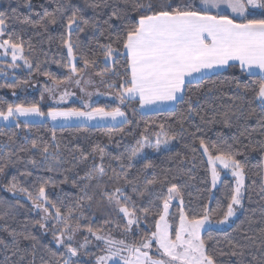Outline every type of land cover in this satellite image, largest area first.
<instances>
[{
  "label": "trees",
  "instance_id": "1",
  "mask_svg": "<svg viewBox=\"0 0 264 264\" xmlns=\"http://www.w3.org/2000/svg\"><path fill=\"white\" fill-rule=\"evenodd\" d=\"M27 2H30L31 8L25 6L26 0H0V11L8 15L3 39L8 38L10 34L13 41L23 43V55L32 64L31 74H37L52 82L43 74L48 72L53 79L65 80L69 69L61 65L68 64L69 61L67 49L63 46L61 37L69 38L66 20L67 16L71 14V10L60 16L56 25H49L47 31L40 27H34L33 24L40 20L45 10L54 12L58 4L67 3V0H27ZM71 2L81 8L84 17L90 20L97 18L102 22L107 20L113 11L118 13L120 18L113 17L111 19V28L108 25H102L105 29L104 35H100L99 31L86 29L82 33L73 31L70 37L78 45L75 49L77 68L83 69L84 67L80 57L96 60L95 66L91 67L93 72L96 74L107 68L109 71L104 76L108 78V85H116V87H108V89L114 93L118 92V85L121 83L126 67L123 49L121 47L119 53L105 62L103 49L100 45L107 44L115 40L117 35L122 34L125 25L139 18L140 13L134 10V5L137 2L146 5L149 0H89L90 3H101V8L95 11L86 7L84 0H71ZM151 2L154 6L159 7L167 3L176 5L183 3L184 0H151ZM103 4L108 6L103 7ZM12 9L17 10L15 16L12 15ZM250 18H264V16L258 14ZM25 19H28L30 23H23ZM113 47L116 45L113 44ZM5 63L8 62L0 60V72L2 64ZM37 64H39V70H37ZM24 76L18 74L13 80L0 77V110H6L9 104L17 103L25 105L38 103L41 111L45 114L51 108L83 110L77 104L44 106L41 102L40 92L32 95L13 96L10 93L16 91L20 78ZM233 77L239 78L241 86L245 84L249 87L253 86L252 80L247 74H241L238 67L227 68L225 71L206 76L204 82L199 86L196 82L192 83L188 95L192 96L193 107L200 115H189L186 103H177L171 110L141 113L137 101L126 100L122 105L99 102L91 106L89 110L94 107H104L110 111L120 107L126 113L127 118L132 121L127 125L54 127L50 122L45 121L41 123L27 122L28 126L25 127V122L19 120H15L10 125H0V157L3 158L0 159V165L7 163L4 172L0 173V216L3 217L0 219V240L9 245L7 252L3 245H0V262L4 260L6 254L12 261L19 260L23 255L24 259L20 264H56L58 261L62 264L63 259L67 258L65 250L55 244L51 231L45 232L35 223L40 219V214L32 208L31 201L27 196L8 192L6 185L13 176H16L22 187L35 193L44 181H50L45 184L48 198L62 209L73 207L77 199L84 195L80 191V187L89 183L81 178L94 164L101 162L98 155L92 154V149L96 146L105 149L103 163L108 176L113 174V169L116 172L122 171L120 163L125 166L132 165L130 169H127L128 180L134 181V184L129 185L123 178L116 184L109 181L108 176H105L102 182L108 186L109 191L114 190V187L117 186L123 187L125 194L131 196L135 201L137 209L144 207L149 209L147 220L143 218L142 212H137L141 219L138 227L133 226L134 235L132 240H129L132 241L131 244L138 243L146 232L154 230V219H158L157 214L162 211L163 197L167 195V188L173 183L179 187L183 203L181 204L180 198L175 199V202L171 201L170 223H178L181 209L189 217L201 216L205 206L213 209L220 206L226 210L235 185L231 177L222 173L220 184L217 188H212L209 163L200 146V139H203L213 154L227 150L228 145L242 151L244 155L237 156V159L244 165L246 173L241 212L230 227L223 230L207 229L202 233L207 251L214 255L217 264H260L261 260H264V248L261 247V240L264 239V236L260 231L264 229V150L260 149V143L264 142V136L253 129H258L257 121L261 116H264V113L257 106L258 102L252 101L251 92L245 93L242 87L240 89L236 87ZM8 85L18 86L9 87ZM197 87H199L198 91ZM185 100H187V95ZM133 109L136 111L133 112ZM252 110H255V114L249 118V113ZM232 111H235L237 115L231 118L230 122L233 126L226 128L222 122V114L224 112L231 114ZM200 116L204 117L203 121ZM214 116L217 121L221 122L207 124L206 121L211 120ZM181 120H183L186 131L180 128L179 121ZM17 122L20 124L19 127H17ZM160 124L164 125L163 130L159 127ZM121 127L124 128L123 132L118 131ZM145 128L148 130L147 133H145ZM53 130L55 139H53ZM158 131L175 136L173 148L149 153L141 158H137L136 155L129 160L133 149L137 147V140H142L141 134L150 135L152 133L155 135ZM242 132L245 135L242 136ZM9 137H12L11 141ZM237 140L241 143H237ZM33 141L41 149L47 145L49 153L59 155L61 163L55 165L54 171L46 170L52 161L46 162L39 149L29 152L20 151L21 148H30ZM213 145H215L214 148ZM245 145L249 147H245ZM9 152L15 153V155H7ZM81 153L88 155V159L82 160ZM117 156L121 158L119 161L114 159ZM18 158L23 162H19ZM30 158L39 162L37 167L27 163ZM145 163H151L153 167L143 169ZM24 172H30L31 175H21ZM65 177H67V182H62ZM153 179L157 183L149 186V191L143 197L132 192L133 186L138 192L144 191L147 182ZM74 181L79 185L78 187L73 186ZM96 182L93 180L90 184L94 186ZM86 191L93 198L98 194V191H95L91 186ZM81 203L84 205V216L80 219V223L82 225L90 224L94 229H101L100 232H103L107 220L97 215L93 200L89 202L85 199ZM220 218L218 215H213L211 220L216 222ZM25 225L27 226L25 227ZM5 228H8L9 231L15 230L18 234H31L36 237L35 248L32 247L33 241H25L22 236H18L20 242L17 246V255L12 256V251L16 248H13L12 237L4 230ZM228 241L242 246L236 250L243 251V255H220L221 251L225 253L232 251ZM153 247L155 249V244ZM52 253H56V255L53 256ZM254 257L255 259H253ZM72 259L81 261L82 264H96L94 256L89 261L78 257Z\"/></svg>",
  "mask_w": 264,
  "mask_h": 264
},
{
  "label": "snow or ice",
  "instance_id": "2",
  "mask_svg": "<svg viewBox=\"0 0 264 264\" xmlns=\"http://www.w3.org/2000/svg\"><path fill=\"white\" fill-rule=\"evenodd\" d=\"M86 7L92 8L94 11L101 8V3H90L89 0H84ZM26 7L31 8L30 2L26 0ZM103 4V7H107ZM228 10L232 15L228 14ZM71 10V14L67 16L66 28L68 31V39L61 37L64 47L67 49L68 64L61 65L69 69V76L65 80L53 79L51 74L44 72L43 74L52 80L53 87H45V91L53 92L55 88L72 81V77H80L81 73L87 69L94 67L96 60L80 57L83 60V69H78L74 63L77 60L75 49L78 47L70 37L73 31L84 32L86 29H92L104 35L105 29L102 25L112 27L110 21L113 17L119 19L116 11H113L107 20L102 22L97 19H87L84 17L83 10L74 4L71 0L67 3L58 4L54 12L44 11L43 16L38 22L33 24L34 27L48 30L49 25H56L58 18L63 16L66 11ZM134 10L138 11L139 18L132 23L125 25L122 34L116 36L115 40L107 44H102L105 62L112 59L120 52L122 47L123 55L125 57V73L122 77L121 83L118 85L119 91L115 93L121 104L126 100H135L141 108L152 106L158 103H186L187 112L189 115H200V113L193 107V98L188 95L191 90V85L195 80L199 86L206 79V73L215 72L218 69L236 68L238 67L241 74H247L252 80V87L247 84L241 86L238 77L232 79L236 81V87H242L243 92L252 94V101L258 102V107L264 113V18H250L254 10H261V16H264V0H184L183 3L173 5L171 3L160 5L156 7L151 0L145 5L137 2L134 5ZM213 10H216L215 12ZM12 15L17 13L16 9H12ZM8 15L0 11V37H3L6 31L5 24ZM23 23H30L25 19ZM51 39V37H49ZM113 44L116 47H113ZM0 49L4 50V54L8 55L11 52L13 61L12 67H16L15 61L18 59L24 60L27 67L32 68V64L23 55L24 46L21 42L13 41L11 35L8 38L0 40ZM59 63V61H57ZM39 70V64L36 65ZM258 69L259 74L254 70ZM109 70L105 68L103 71L96 73V75L103 77ZM199 77V79H197ZM80 85L82 80L76 79L74 81ZM90 81H84L89 83ZM9 87H16L18 85H8ZM109 87H116V85H109ZM83 91V89H81ZM199 87H197V91ZM211 91V89H209ZM70 95L64 92L60 96V101ZM91 95V93H89ZM187 95V100L185 96ZM43 99V96L41 97ZM85 107H89L87 104ZM136 110L133 109V112ZM255 114V110L249 113V118ZM45 116L52 121L58 119L78 118L85 126V122L96 118H111L112 121H117L121 125L131 124L132 121L127 118V115L120 107L106 110L104 107H94L90 111H83L76 108L60 109L51 108L46 114L41 111L38 103L25 105L23 103L9 104L6 110H0V119L8 121L10 119H17L19 117L30 116ZM237 113L232 111L224 112L222 114V122L224 127L231 128L233 125L230 122L231 118ZM203 121L204 117L200 116ZM215 116L206 121L207 124L212 125L220 123ZM180 128L184 129L183 120L179 121ZM258 129L264 136V116H261L258 121ZM20 124L17 122V127ZM27 127V122L24 124ZM161 130L164 125L160 124ZM79 130V129H78ZM118 131L123 132L121 127ZM145 128V133H147ZM142 133V140H137V147L133 149L132 157H135L139 152L143 151L145 147H151L156 151L161 150V145H168L175 136H169L162 132L157 134L155 143L149 141V136ZM245 135V133H241ZM250 135V133H249ZM53 139H55V131L53 130ZM111 139V137H109ZM12 140V137H9ZM237 143H241L239 140ZM200 146L204 153L208 156V163L211 166L212 184L215 186L219 172L217 171V164L223 169L231 171L235 178V187L232 190L230 200L227 203L226 210L220 206L217 208H203V214L199 217H189L183 209L179 212V221L176 224L169 222V208L170 203L174 199L180 198L183 203L181 192L176 184H171L167 188V195L163 197L162 211L158 215V219H154V230L146 232L138 243L128 244L126 240L107 237L99 234L101 229H94L90 224L82 225L80 219L84 216V205L81 201L87 199L91 202L93 196L86 191L90 186L98 191L102 198L106 199L109 204H114L119 213L127 218L125 231L131 232L132 226H139L141 217L137 212L144 214V219L147 220L149 209L144 207L137 209L135 201L131 196L126 195L123 187H114V190L109 191L107 185L103 183V178L108 176L107 170L104 166L105 149L96 146L92 149L93 155H98L100 159L99 164H94L92 168L81 179L88 181L80 191L84 195L80 196L73 207L57 206L51 199L48 198L45 191V184L50 181H44L33 193L28 188L22 187L16 176L11 178V181L6 185V190L11 193H20L27 196L31 201L32 208L36 209L40 214V219L35 223L45 232L51 231L53 239L57 246H62L67 253V258L63 259L62 264H82L81 261L73 260V257L81 255V249H86L89 243L88 237L84 238V243L79 244L78 247L73 245V241L78 232L82 230L95 237L97 241H102L107 251V256H99L96 258V264H106L108 260L118 258L122 264H217L213 254L207 251L205 240L201 236V231L206 224L212 223L211 217L218 215L221 218L216 221L219 224H226L236 215L238 207L242 206L244 182H245V167L237 156L244 155L239 149H233L232 145H228L225 151H218L213 154L209 150V146L205 144L203 139H200ZM213 148L215 145L212 146ZM245 147H249L245 145ZM39 149L44 155V160L52 161L46 168L47 171L55 170V165L61 163L59 155L56 153H49L47 145L42 149L33 141L30 148H21L22 152H29L31 150ZM260 149L264 150V142L260 143ZM255 150V149H253ZM7 155H15V153H7ZM0 159H3L0 157ZM81 159L87 160L88 155L81 153ZM120 160L119 156L114 157ZM19 161V158H18ZM23 162V161H19ZM15 163V162H12ZM33 167L38 166V161L30 158L27 161ZM7 163L0 165V173L4 172ZM132 167L131 164L125 166L120 163L121 172H116L113 169V174L108 176L109 181L118 184L123 178L129 185H133L134 181L128 180L129 172L127 169ZM153 167L151 163H145L143 169ZM21 175L29 176L30 172L21 173ZM97 181L94 186L90 184L91 181ZM62 182H67V177ZM54 183V182H53ZM157 183L156 180H149L145 186L144 191L138 192L133 186L132 192L139 197H143L149 191V186ZM163 183V181H161ZM74 187L79 185L74 181ZM158 199L160 197H157ZM131 205V207H129ZM79 213V215H76ZM0 219H3L0 216ZM51 222V223H50ZM108 223V221H105ZM27 225H25L26 227ZM8 235L12 237V245L16 250L12 251V256L17 255L19 239L22 236L25 241H33L32 247L36 246V237L31 234L17 233L15 230L9 231L4 229ZM261 234L264 236V229H261ZM247 239H252L246 237ZM232 248L230 253L221 251L220 255L242 256L243 251H237V248L242 246L235 245L232 241H228ZM155 244L156 253L161 257L167 259L154 258L150 251ZM0 245H3L5 252L9 251V245L0 240ZM261 247L264 248V239L261 240ZM126 252L127 255H121ZM91 255V253H85ZM53 256L56 253H52ZM64 255L63 253L61 254ZM24 256L21 255L17 261H12L6 254L4 260L0 264H20ZM255 259V257L253 258ZM60 264V262H56ZM260 264H264L261 260Z\"/></svg>",
  "mask_w": 264,
  "mask_h": 264
},
{
  "label": "rangeland",
  "instance_id": "3",
  "mask_svg": "<svg viewBox=\"0 0 264 264\" xmlns=\"http://www.w3.org/2000/svg\"><path fill=\"white\" fill-rule=\"evenodd\" d=\"M198 3L199 0H196ZM214 12L216 10H213ZM226 11V9H225ZM259 14V12L257 13ZM255 15V14H253ZM252 15V16H253ZM3 37H0V40H2ZM0 60L7 61L8 63L2 64V71L0 72L1 78L6 79H15L16 75L21 74L25 75L24 77H21L20 83L18 84V88L16 91H13V96H20L24 94L32 95L36 92H40L41 96H43V99H41V102L44 106H64L68 104H77L81 108H83L86 111H89V108L99 102H106L108 104H120L119 99L116 97L114 91L108 89L109 85L107 83L108 78L107 76H98L96 75L92 68L87 69L86 71L81 73L80 77L73 76L72 81L68 82L66 84H63L59 86L58 88H55L53 92H47L45 91V87H53L52 82L49 80L42 78L41 76L37 74H31V68L27 67L24 63V60L18 59L15 61L16 67H12L13 64L12 58H11V52L9 50V54L5 55L4 50L0 49ZM77 64V60L74 62ZM68 72V76H69ZM24 79V80H22ZM76 79H81L82 82L80 85H77L74 81ZM84 81H90L89 83H84ZM106 81V82H105ZM83 89V91L81 90ZM68 92L70 95H68L64 101H60V96L64 93ZM91 93V95H89ZM88 105L89 107H85V105ZM19 121H21L20 118H18ZM150 134V132H149ZM157 134H161L160 138H163L162 131H158L155 135L150 134L149 141L151 143H155V140L157 138ZM175 145V140H171L168 145H161V150H167L173 148ZM159 152L151 147H145L143 151L139 152L137 154V158H141L142 156H145L149 153H155ZM205 154V153H204ZM207 161L208 156L205 154ZM210 167V174H211V184H212V173H211V166ZM217 171L219 172V178L212 188L215 189L218 187V185L221 182L222 173H224L226 176H229L232 178L234 185H235V178L232 176L231 171L228 169H223L222 166L217 164ZM108 188V186H107ZM110 190V189H108ZM96 197L93 198V203L95 207V211L98 213L97 215H100L101 217H104L108 223L105 224V228L103 229V232H100L99 234L115 238L117 240L124 239L128 244H131L129 241L132 240L134 231L132 226L131 232L125 231V225L127 222V218L123 217L122 213H119L118 209L115 207L114 204H109L106 199L102 198L100 193ZM176 201L175 199L173 200ZM171 206V205H170ZM171 211V208H169V212ZM241 212V207L237 208L236 215L232 217L228 223L226 224H219L215 221H212V223L206 224L204 229L201 231L202 233L207 229H217V230H223L231 226V224L234 222V220L239 216ZM88 237L89 243L87 244L86 249H81V255L78 257L79 259H83L85 261H89L94 256L95 259L99 256H107L108 253L105 250V245L102 241H97L95 237L91 236L86 231L78 232L75 236V239L73 241V245L78 247L79 244L84 243V238ZM55 242V241H54ZM56 244V243H55ZM154 246V245H153ZM62 247V246H59ZM63 248V247H62ZM64 249V248H63ZM65 250V249H64ZM66 252V250H65ZM85 253H91V255L85 254ZM150 254L154 256V258H161V259H167V257H161L156 253V250L154 247L150 251ZM93 255V256H92ZM121 255H127L126 252H122ZM106 264H122V261H119L118 258H113L112 260H108Z\"/></svg>",
  "mask_w": 264,
  "mask_h": 264
},
{
  "label": "crops",
  "instance_id": "4",
  "mask_svg": "<svg viewBox=\"0 0 264 264\" xmlns=\"http://www.w3.org/2000/svg\"><path fill=\"white\" fill-rule=\"evenodd\" d=\"M226 11H228V10H226ZM258 12H259V14H261V10H254L253 14H255V15H253V16L258 15L257 14ZM228 14L232 15L230 13V11H228ZM225 70L226 69H218L215 72L206 73V76H210L212 74H216V73H219V72H222V71H225ZM254 71L257 74H259V70L258 69H255ZM197 79H199V77H197ZM193 82H195V80ZM133 101H135V100H133ZM176 104L177 103H158V104H155V105H152V106H148V107H144V108H141L139 106V110H140L141 113L159 112V111H165V110L174 109ZM120 105H122V104L120 103ZM80 110H82V109H80ZM83 111H86V110L83 109ZM19 118L21 119V121L30 122V123L31 122L32 123H41V122L48 121L54 127L82 126L81 120L78 119V118H75V117H73L71 119H68V120L58 119L56 121H52L49 117H47V115H45V116H35V115H33V116H30V117H19ZM15 120H17V119H10L8 121H4V120L0 119V125H10V124H13ZM119 120H120V118H118L117 121H112L111 118H104V119L96 118V119H93L91 121L85 122V126H88V127L111 126V127H113V126L121 125L119 123Z\"/></svg>",
  "mask_w": 264,
  "mask_h": 264
}]
</instances>
